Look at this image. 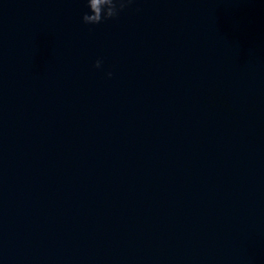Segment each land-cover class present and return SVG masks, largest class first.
Returning <instances> with one entry per match:
<instances>
[{"label": "water", "instance_id": "95a60500", "mask_svg": "<svg viewBox=\"0 0 264 264\" xmlns=\"http://www.w3.org/2000/svg\"><path fill=\"white\" fill-rule=\"evenodd\" d=\"M87 11L0 0V264H264V0Z\"/></svg>", "mask_w": 264, "mask_h": 264}, {"label": "clouds", "instance_id": "9594fccd", "mask_svg": "<svg viewBox=\"0 0 264 264\" xmlns=\"http://www.w3.org/2000/svg\"><path fill=\"white\" fill-rule=\"evenodd\" d=\"M136 0H86L88 11L82 20L86 25H99L109 20L118 19L121 13L128 10ZM103 61L97 60L95 68L100 69ZM112 73H108L111 78Z\"/></svg>", "mask_w": 264, "mask_h": 264}]
</instances>
